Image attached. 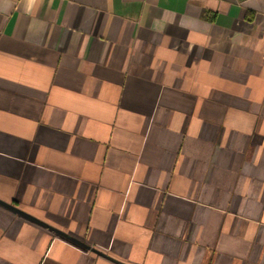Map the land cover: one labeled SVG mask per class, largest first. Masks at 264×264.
Listing matches in <instances>:
<instances>
[{"label": "crops", "instance_id": "0c3cea01", "mask_svg": "<svg viewBox=\"0 0 264 264\" xmlns=\"http://www.w3.org/2000/svg\"><path fill=\"white\" fill-rule=\"evenodd\" d=\"M0 264H264V0H0Z\"/></svg>", "mask_w": 264, "mask_h": 264}, {"label": "water", "instance_id": "95a60500", "mask_svg": "<svg viewBox=\"0 0 264 264\" xmlns=\"http://www.w3.org/2000/svg\"><path fill=\"white\" fill-rule=\"evenodd\" d=\"M4 205H6V206H8V207H10V208H12V209H14L17 213L23 214L24 216L28 217L29 219L34 220V221L37 222L39 225H41V226H43V227H45V228H48L49 230H51L53 233L57 234L58 236H61V237H63L64 239H67V240H69V241H71V242H74V243H76L77 245H79L80 247H83V248L89 249V250H91V251L94 252V253H97V254H99V255H102V253L99 252L98 250H96L95 248H91V247L87 246L86 244H84V243H82V242H79V241H77V240H74L73 238H71L70 236H68L65 232H63V231H61V230H58V229H56V228H54V227H51V226H49L48 224H46L45 222H43V221L37 220L36 218L32 217L31 215L22 212L20 209L15 208L14 206L9 205V204H4Z\"/></svg>", "mask_w": 264, "mask_h": 264}]
</instances>
